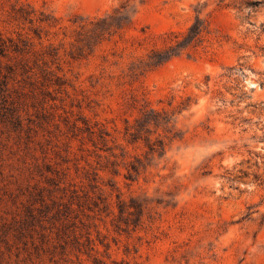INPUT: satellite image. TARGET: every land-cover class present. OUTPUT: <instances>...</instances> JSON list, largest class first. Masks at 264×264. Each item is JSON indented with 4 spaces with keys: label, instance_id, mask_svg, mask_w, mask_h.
I'll list each match as a JSON object with an SVG mask.
<instances>
[{
    "label": "rangeland",
    "instance_id": "1",
    "mask_svg": "<svg viewBox=\"0 0 264 264\" xmlns=\"http://www.w3.org/2000/svg\"><path fill=\"white\" fill-rule=\"evenodd\" d=\"M121 1L0 0V34L29 35L30 64L42 65L43 57L64 81L45 91L35 65V85L19 74L10 79L14 114L9 101L0 107V264H79L73 253H60L35 193L91 192L93 169L105 193L113 183V199L120 191L155 205L154 221L131 233L112 230L109 219V231L100 225L112 258L126 257L129 243L143 264H264V0H130L131 20L78 52L80 24L109 15ZM14 5L50 14L53 25L43 24L39 38L36 21L22 27L10 19ZM200 7L208 23L200 45L132 73L151 49L181 38ZM146 104L176 111L178 136L165 139L162 155L125 133ZM98 127L110 133L105 145L89 131ZM158 134L164 137L158 129L151 138ZM136 158L140 172L128 179Z\"/></svg>",
    "mask_w": 264,
    "mask_h": 264
},
{
    "label": "trees",
    "instance_id": "2",
    "mask_svg": "<svg viewBox=\"0 0 264 264\" xmlns=\"http://www.w3.org/2000/svg\"><path fill=\"white\" fill-rule=\"evenodd\" d=\"M129 1H121L109 15L81 23L75 37L77 51L92 50L97 43L124 27L131 20ZM259 2L255 0L252 4L256 5ZM196 11L194 20L186 31L181 34V38L165 47L151 49L145 58L132 65V73L141 74L159 66L171 57L183 53L187 48H195L200 45L204 40L208 23L199 14L201 7ZM9 15L10 19L16 21L22 27H25L26 23L32 25L36 21L38 26L32 29L39 38L41 37L43 24L53 25L50 14L44 11L37 13L29 5H14ZM32 45L33 41L29 35L22 36L20 33L14 39L11 37L5 38L0 34V107L6 106V102L9 101L10 106L6 107H8L11 114H14L16 108L14 99L9 95V82L18 74L21 75V80L28 86L35 85L38 79L37 72L34 69L36 65L41 72L43 78L41 84L45 91L50 92L49 87L57 89L64 84L62 76L50 69L47 60L43 57L39 59L42 65L39 64L38 59L33 61V65L30 64L27 53L30 52ZM57 53L58 50L54 51V48L53 52H49L51 56ZM234 69V66H230L227 69V75ZM188 100L187 98V102H182L179 110L189 104ZM175 113V110L157 109L146 104L141 109L139 116L135 118V122L126 125L125 133L129 135L128 140L131 142L142 140L147 147V152L162 155L166 146L165 139L170 142L178 136V132L174 129ZM158 129H162L164 137H159L158 134L155 138H151L152 132H156ZM89 131L91 133L97 132V138L103 142V145L106 144V136L110 135L107 130L98 127L96 130L90 128ZM95 145L97 146V144ZM104 150L112 152L110 146H106ZM125 153L124 151L123 155ZM140 166H142V161L139 158L132 161L127 167L126 178L134 179V174L138 175L140 172ZM101 179L102 176L98 173V170L93 169L88 183L91 192L85 190L80 194L74 187L71 194L66 198V187L62 188L63 193L58 197L52 193L53 190H49L47 195H43L42 188L35 193L42 206V208H39L40 211L43 210L42 212L45 211V214H50L51 223L56 228L54 231L55 239H57V245L60 247V253L67 256H70L69 253H73L79 264H85L81 260L82 256H85L89 261L86 264H143L142 261L136 258L138 249L135 244L131 246L129 243L125 244L123 254L126 257L121 259L112 258L109 252L111 242L107 239L108 235L101 230L100 225H103L109 231L107 227V220L109 219L112 230L118 233H131L143 227L146 220L150 223L154 221L155 205L152 203L153 199L141 195H130L126 198L120 191H115V199H113V183H109L110 191L105 193V189L99 185ZM46 199L50 202H47ZM33 210V208L29 210L31 215ZM93 231L95 236L92 235ZM114 241L117 243L116 239ZM100 247H102V251Z\"/></svg>",
    "mask_w": 264,
    "mask_h": 264
}]
</instances>
